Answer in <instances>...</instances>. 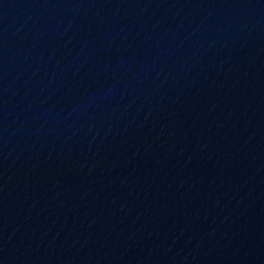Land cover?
<instances>
[{"label": "water", "instance_id": "1", "mask_svg": "<svg viewBox=\"0 0 264 264\" xmlns=\"http://www.w3.org/2000/svg\"><path fill=\"white\" fill-rule=\"evenodd\" d=\"M0 264H264V0H0Z\"/></svg>", "mask_w": 264, "mask_h": 264}]
</instances>
